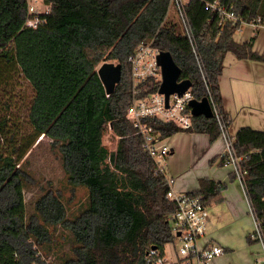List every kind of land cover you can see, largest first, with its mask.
Masks as SVG:
<instances>
[{
    "label": "trees",
    "instance_id": "trees-1",
    "mask_svg": "<svg viewBox=\"0 0 264 264\" xmlns=\"http://www.w3.org/2000/svg\"><path fill=\"white\" fill-rule=\"evenodd\" d=\"M205 1L212 0H190L186 6L200 71L171 0H43L49 10L39 14L43 22L36 29L25 25V0H0V87L15 71L33 90L29 132H20L0 113V264H152L150 250L163 254L173 242L167 216L175 202L166 196L167 178L126 117L138 96L132 93L128 58L138 44L151 40L159 51L171 54L180 68L178 80H190L192 97H207L211 105L212 116L192 115L187 128L143 119L158 140L185 131L206 134L213 142L221 135L218 117L228 131L230 118L219 88L224 56L232 52L239 59L264 60V54L253 50L256 29L264 24V0H217L237 17L221 29L218 11L206 10ZM246 22L255 23L254 34L235 41L233 33ZM107 60L121 65L120 80L110 94L97 74L99 63ZM144 85L147 89L139 95L156 90L158 82L148 79ZM107 130L117 137L113 151L102 144ZM39 136L57 148L66 181L87 190L85 206L72 218L60 193L51 188L26 213L24 190L31 180L23 169L24 157ZM232 137L264 243V130L242 126ZM224 162L221 158L218 163ZM225 187L202 177L199 188L188 193L210 205L222 201ZM57 224L70 231L74 256L46 262L33 245L49 239V227ZM246 238L258 242L251 234Z\"/></svg>",
    "mask_w": 264,
    "mask_h": 264
},
{
    "label": "crops",
    "instance_id": "crops-1",
    "mask_svg": "<svg viewBox=\"0 0 264 264\" xmlns=\"http://www.w3.org/2000/svg\"><path fill=\"white\" fill-rule=\"evenodd\" d=\"M207 2L210 1H205L204 4ZM44 6L49 9L48 5ZM256 30L253 50L264 54V25H260ZM254 32L253 23H242L233 33V38L237 42H243ZM219 88L223 110L230 118L228 133L231 136L242 126L264 130V60L239 59L232 52H227L219 76ZM177 133H184L186 146H180L185 143V139H179L180 144L172 140ZM177 133L163 138L160 143H165L169 147V153L159 160V164L163 167L166 178L173 179L171 189L175 192L196 191L202 177L226 183L225 189L221 192L222 201L208 205L209 216L201 241L216 242L224 249L220 255L213 258L211 264H256L252 263L255 256L253 245L249 243L246 247L242 243V236L250 230V225L242 224L234 228L238 230L241 239L239 241L227 232L230 226L226 220L243 221L247 217L246 206L250 207V204L242 182L236 176H232L235 175L234 165L229 162L218 163L225 147L223 137L220 135L213 142H209L208 136L203 133L185 131ZM168 139L170 143L167 142ZM242 246L243 253L237 250ZM163 252L166 257L172 258L167 255L165 247Z\"/></svg>",
    "mask_w": 264,
    "mask_h": 264
},
{
    "label": "built area",
    "instance_id": "built-area-1",
    "mask_svg": "<svg viewBox=\"0 0 264 264\" xmlns=\"http://www.w3.org/2000/svg\"><path fill=\"white\" fill-rule=\"evenodd\" d=\"M29 17L26 18L25 25L36 29L43 19L40 13L47 12L48 7L44 6L43 0H25ZM190 0H171V4L176 17L178 18L181 32L189 40L191 50L195 56L198 68L202 71V63L199 58L197 43L186 6ZM44 8V9H43ZM206 10H216L220 15V29L227 21H236L237 17L233 11L221 6L217 0H212L204 4ZM255 25V23H253ZM264 25V24H259ZM158 48L152 46L151 40L141 42L134 49L128 60L131 68L132 93L135 96L126 111L127 119L137 128V132L142 135L144 145L149 154L157 161L160 170L163 167L159 160L169 153V147L165 143H157L158 139L151 132V128L143 122L146 118H157L163 121H173L180 128H187L191 124V111L188 105L193 99L188 88L181 95L172 93L168 96V103L165 106L164 94L158 92L161 82V68L157 64ZM153 79L158 82L156 90L143 93L146 90L145 82ZM221 129V136L224 139L225 147L221 153V158L225 162L234 165L235 176L244 186L245 170L241 167L242 156L236 154L233 146V137L228 133L225 121L218 117ZM161 140V139H159ZM173 179H167L169 189L166 193L168 199L175 202V209L167 216L170 228L174 235L173 242L178 244L175 249V259L168 258L160 254L156 249H151L150 254L154 255L152 264H210L211 259L223 252V247L216 242L205 241L206 224L209 216L208 205L203 203L198 195L188 192H175L171 189ZM250 213L253 217L255 230L251 233L252 239L260 242L264 254V243L259 222L255 218L251 207ZM259 261V259L257 260Z\"/></svg>",
    "mask_w": 264,
    "mask_h": 264
},
{
    "label": "rangeland",
    "instance_id": "rangeland-1",
    "mask_svg": "<svg viewBox=\"0 0 264 264\" xmlns=\"http://www.w3.org/2000/svg\"><path fill=\"white\" fill-rule=\"evenodd\" d=\"M107 62L117 63L116 60H107ZM101 63H99V65ZM0 88V113L8 115L10 121L14 122L16 125L15 128L18 127L20 132H29L30 127L27 123V109L33 95L31 85L20 73L14 71L8 78V81L5 84H2V87ZM179 139H185V143L180 144L178 142ZM162 140L163 139L158 140L157 143ZM169 140L170 139H168L167 142H169ZM172 140L177 142V144H180V146H186L187 144L184 133H177ZM116 141L117 137L110 130H107L102 137V144L109 151H113L115 149ZM24 158L23 169L29 173V179L31 180V183H29L24 190L27 215L33 212L36 197L46 189L50 188L60 193L61 199L66 206V213L69 218L78 214L86 204L87 190L82 186L73 187L66 181V175L62 168L59 152L57 151V148L50 143V139L39 136ZM246 207V219L243 221L227 219L226 222L229 223L230 226L228 227L227 232L234 235L238 241L240 236L238 235V230H234V228L236 229L239 226H242V224L245 226L248 224L250 225V230L245 233V236H242V243L247 247L249 245L246 238L247 234H251L255 230V224L249 207ZM251 244L253 245V251L255 254V256L253 255L254 262L252 260V263L256 262V264H264V254L260 243L252 242ZM73 246L70 231L61 224L50 226L49 239L42 242V244L38 245V247L33 245V247L38 249L37 253L40 254L46 262H58L59 260H65L73 257ZM176 248H178V244L176 242H170L165 245L167 255L172 256V260L175 259ZM237 250L243 253L244 248L242 246L241 249ZM258 259L259 261H257ZM213 261L214 259H211L210 264Z\"/></svg>",
    "mask_w": 264,
    "mask_h": 264
},
{
    "label": "water",
    "instance_id": "water-1",
    "mask_svg": "<svg viewBox=\"0 0 264 264\" xmlns=\"http://www.w3.org/2000/svg\"><path fill=\"white\" fill-rule=\"evenodd\" d=\"M157 64L161 68V82L158 92L164 94L165 106L168 103V96L172 93L181 95L186 91L191 82L188 79L178 80L180 68L174 62L168 51H160L157 55ZM97 74L101 80L105 92L110 94L114 91L116 84L120 80L121 65L104 61L97 68ZM192 115L212 116V108L207 97L201 100L191 99L188 103Z\"/></svg>",
    "mask_w": 264,
    "mask_h": 264
}]
</instances>
